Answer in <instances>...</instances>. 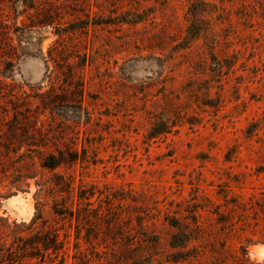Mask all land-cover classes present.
Listing matches in <instances>:
<instances>
[{
    "label": "rangeland",
    "instance_id": "1",
    "mask_svg": "<svg viewBox=\"0 0 264 264\" xmlns=\"http://www.w3.org/2000/svg\"><path fill=\"white\" fill-rule=\"evenodd\" d=\"M0 241V264H264V0H0Z\"/></svg>",
    "mask_w": 264,
    "mask_h": 264
},
{
    "label": "trees",
    "instance_id": "2",
    "mask_svg": "<svg viewBox=\"0 0 264 264\" xmlns=\"http://www.w3.org/2000/svg\"><path fill=\"white\" fill-rule=\"evenodd\" d=\"M162 133H166V130H162V132H158L155 135L162 134ZM153 137H155V136H153ZM76 160H77L76 156H73V158L69 159L65 156V154L63 152H58V156L52 155L49 158L44 159L41 163V166L43 168H46V169L55 170L57 168H60L63 164H66L68 162L73 163ZM55 182H57V181H55ZM67 187H68V189H70V192L73 191V181L68 182ZM79 197L81 198V196H79ZM63 207H66L65 209L69 210L68 206L65 205ZM36 212L37 213L35 214L34 218L31 221V226H34L35 224H37L39 222V220H41V222L43 221V218L40 217V215H42L41 210L38 207H36ZM53 212H54V214H57L59 216H64V217H66L68 215H70L72 217L74 215V214H72L73 211H70L68 213V212H66V210H57V208H53ZM56 231H53V233H51L52 237L48 238V241L43 240L42 242H40L41 246L43 247L44 250L52 249L53 251H57L58 249H60L59 248L60 241L58 238V233ZM4 245L5 244L2 241H0V248H2ZM3 254L4 253L0 251V258L3 257ZM28 256L30 257L31 254H29Z\"/></svg>",
    "mask_w": 264,
    "mask_h": 264
}]
</instances>
